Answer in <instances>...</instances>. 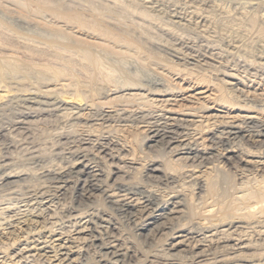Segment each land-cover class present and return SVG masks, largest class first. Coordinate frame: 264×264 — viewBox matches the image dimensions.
<instances>
[{
  "label": "bare ground",
  "instance_id": "6f19581e",
  "mask_svg": "<svg viewBox=\"0 0 264 264\" xmlns=\"http://www.w3.org/2000/svg\"><path fill=\"white\" fill-rule=\"evenodd\" d=\"M127 1L144 8L147 16L153 13L155 0ZM203 2L211 3V10L193 2L186 20L208 35L216 26L212 27L214 16L209 17L214 3H219L220 8L216 6L226 18L233 13L236 26L223 28L221 45L240 64L222 59L214 50L197 56L190 45L184 51L153 43L139 23L116 13L110 4L92 3L84 13L50 0L0 2V11L17 14L16 23L7 27L17 39L47 46L48 52L41 54L50 60L61 61L73 54L92 69L86 75L88 82L82 78L84 83L80 75H73L76 81L67 73L62 75L57 60L51 63L58 68L49 62L43 65L46 70L41 66L44 71L34 67L38 75L31 67L35 77L17 67L27 58L4 55L15 60L6 66L3 63L10 59L0 61L1 73L7 75V69L14 79L15 86L8 92H15L13 99L27 105L16 130H28L33 119L49 115L71 123L78 128L73 130L76 134L81 130L79 145L72 148L65 166L32 174L11 168L13 163L6 158L0 161V190L19 189L25 195L17 193L22 198L14 196L17 201L13 202L9 197L0 206V264H264V75L246 71L248 66L264 69V0ZM172 19L182 22L185 15L174 12ZM129 62L149 69L150 76L140 79L135 69L125 66ZM72 64L68 67L73 68ZM110 71L118 78L112 76V83L104 81L99 88L96 75ZM196 82L211 88H197ZM197 90L210 92L213 102L227 108L217 111L198 98ZM44 104L51 110L43 109ZM145 111L156 114L145 115ZM179 113L192 120L175 118ZM64 134L61 139L68 142L69 132ZM139 134L145 142L141 149L136 145ZM153 147L156 156H152ZM103 160L116 169L109 176L101 169ZM98 201L137 223L143 237L167 234L171 241L162 257L141 263L123 245L111 213L93 209Z\"/></svg>",
  "mask_w": 264,
  "mask_h": 264
},
{
  "label": "rangeland",
  "instance_id": "374dc122",
  "mask_svg": "<svg viewBox=\"0 0 264 264\" xmlns=\"http://www.w3.org/2000/svg\"><path fill=\"white\" fill-rule=\"evenodd\" d=\"M1 1H3V0H0V2ZM50 1H53V2H56V3H60L67 10H74V8H75V10H78V11H81V12H84V13H88L89 12L88 11L89 10V6L92 3H93L92 5H98L100 7H104V5H106L108 7L110 5H113L111 7L112 8L114 7L113 10H115L116 13L117 12H118V14L119 13H121V14L123 13L124 15L127 14V17L129 16L128 19L131 18V17L133 18V23H135L136 25L139 23L140 26H141V28H140V26H139V28L143 32H144V30H146L145 31V37H148L149 36L151 39H153L152 40V41H154L153 43H156L157 42V43L166 44L167 48H171V46H173V47L175 46V47L180 48V49L183 48L184 51H186L185 50L186 49L185 47L186 46L188 47L190 45L189 47H192V49L195 51V52L193 51L192 53L194 55H197V56L199 55L200 52L202 53L204 50H206V51H208V50H214L215 53H219V55H218L219 57L222 56L221 57L222 59H226V61H228L230 63L237 62V63L240 64V60L233 59L230 56H228V54L226 52H224V48L221 45V44H223L222 43V41H223L222 39H225V36H223L224 35L223 33H226L224 31V29L226 28L225 30H228L231 27L233 28L234 25L236 24V21L233 19L234 18L233 13H231V14L228 13L227 18L225 17L226 14L224 15V13L219 9L220 6H218L219 5L218 2H216L218 4L214 3V5H213L214 8H212V11H215L216 12V15H212V14L215 13V12L212 13V11H211L212 14L211 13L209 14V17L211 16V19H213L212 16H214L213 21H214V23H216V24L212 23V27L215 26V25L216 26L212 29V33L206 35V34H204L205 32H200V30H198L197 28L195 30V26H194V23H192V21H190V23H189L186 20L188 18L187 16L193 12V9L190 6V5H192L193 2L194 3L196 2L195 3L196 5L193 3L196 7L198 6L201 9H204L205 8L208 11L211 10L210 9V6H212V4L211 3H208V2L205 3V2H203L204 0L203 1L202 0H200V1L199 0H155V2H154V5L155 6L151 9V12H153V13H151L149 15L150 17L147 16L146 13H144V8H142L141 6L135 5L136 3H131L129 1H127V0H116L118 2H116L115 0H99V1L98 0H90V1L89 0H84V2H82L83 0H50ZM142 1L145 2V0H142ZM146 1H150V0H146ZM190 1H192V2H190ZM104 2H106V3H104ZM130 3L132 5H130ZM108 4H110V5H108ZM119 6H121V7H119ZM134 7H137V8H134ZM148 7H149V4H148ZM217 9H219L220 11H218ZM141 11H143V12H141ZM0 12H2V15L0 14V17L2 16L1 19H0L1 20L0 21V61L3 60L4 55L5 56L7 55L8 57L9 56L10 57H14L15 56L17 59L20 56V59L19 60H22V61L27 58V62H28V57H29V61L31 62V64H29V65L27 64V62H25L26 60L24 61V63L21 62V61L19 63H17L18 62L17 60L15 62V65H16V63H17V65L19 64L17 67H19V68L21 67L22 72L25 73L28 76H30V73L29 72H32L33 69H34V67H35L36 70L39 71V69L41 68V66H43V65L46 64L45 62H47V63L49 62L47 65H49V64L50 65L51 64L53 65L54 64V63H51V61L52 62H55L57 59H55L53 61V59L50 60V58H48V57L46 58L45 55H42L41 54L43 51L44 52H48V49L49 48L47 46L43 45V46H45V49H44V47L41 44H35V43H32V42H31L32 43L31 44L30 42L28 43L27 41H26V43L25 42H22L21 39H20L21 41L19 39H17V37L15 35H12L11 34L12 32H10L7 29L8 24L9 25H11V24L14 25L16 23L15 22L16 20H14V19L17 18L16 17L17 14L15 12H12L13 15H10V14H12L10 11L1 10ZM174 12L180 13L181 16H184L185 15V21L179 22V21H175L174 19H172V16H173ZM141 13L145 17L142 16ZM152 14H153L154 17L152 16ZM11 16L12 17L15 16V17L12 18ZM151 16H152V18H151ZM228 16H229V18H228ZM216 17H218V18L216 19ZM3 18L5 19V22L6 23H7V20H8V23L7 24L4 23V22L1 23L2 21H4V20H2ZM132 18L129 19V20L131 21ZM188 20H189V18H188ZM219 20H220V22H219ZM232 21H233L234 24L232 23ZM221 23H223V24H221ZM5 24H6V26H5ZM142 25H144V26H142ZM174 27H176V28H174ZM215 28H216V32L217 33H214L213 34V31L215 30ZM4 29H6V31ZM178 29H179V31H178ZM211 34H213V35H211ZM216 34H217V36H216ZM135 37H137V36L135 35ZM149 37H148V39H150ZM144 40H146V38H144ZM191 41H192V44H191ZM27 44L30 46L31 49H29V46ZM33 44H34V46L32 47L31 45H33ZM186 44H188V45H186ZM193 44L195 46H193ZM18 45H20V47ZM21 45H24V46H21ZM35 45H36V47H35ZM38 46H40V47L42 46V47L41 48H38ZM46 47H47V49H46ZM26 48H28L29 50L28 49L26 50ZM33 50H35V52H31ZM38 51H39V53H37ZM196 51H198V52H196ZM22 52H24L25 54L21 55ZM52 52L54 53V51H51L49 53H52ZM62 53H64V52H62ZM62 53H60V54H62ZM189 53H191V52L189 51ZM40 54L42 55V57H41ZM161 54H163V53H161ZM66 55H67V53H66ZM67 56H69V55H67ZM67 56L65 57V59H68L66 61L69 62L70 64H68L67 62H64L65 59L64 60L63 59L61 60L63 63H65V66L67 67V70H66V67L64 66V64H62V62L60 61V59L57 60L58 66L61 67V69H63V72H61L62 75L63 74L66 75V73H67L68 78L71 79V81H74L73 79H75L73 75H75L76 77H77V75H80L82 77L79 76L80 78L78 77V79H82V78L85 79L86 78L85 80H87L88 77H89V75L92 73L91 72L92 69L90 67H87V65L85 64V62H83L82 60L81 61H78V60H80L78 58V56L75 57L78 60L75 59L74 57H72L73 54L72 55L70 54V56H71L72 59L70 57H67ZM8 57H6V58L4 57V60L2 61V62H4L6 59H8V60L10 59L9 61H5L6 64L3 63V65H5V66L6 65H9L11 63H14V61H15V60L12 61L11 58H8ZM14 58H12V59H14ZM23 58H25V59H23ZM45 58H46V61H44ZM47 60H49V61H47ZM10 61H12V62L9 63ZM127 61H130V59H128ZM2 62H0V65H2ZM25 63H26V65H25ZM42 63H44V64H42ZM134 63H132V62L130 63L129 62V64L126 63L125 66L126 67H131V68L135 69V71L139 75V78L140 79L143 78V77H141L143 75L144 76H147V77H148V75L150 76L151 72H150L149 69H147V68H145L144 66H141V65L138 66L136 64V62H134ZM57 64L55 63L56 66H57ZM67 64H68L69 67L72 64L71 67H73L74 69L73 68H69L67 66ZM20 65H22V66H20ZM36 65L37 66H40V67L37 68ZM55 65H53V66H55ZM241 65L244 66V64H241ZM58 66H57V68H58ZM27 67H29L30 70L27 69ZM31 67L33 68L32 70H31ZM44 67L45 66H43V69H44ZM83 67L85 68V70H82ZM247 68L248 69H246V71H248L249 74H251V75L254 74L255 72H256L255 74H257L258 76H263L264 75V69L263 68L262 69L261 68H252L251 66H248ZM35 69H34V73L36 71ZM41 69H40L39 72L46 70V69H44V70H41ZM69 69H70V71H69ZM71 69H73L74 71L71 70ZM90 69H91V71H90ZM6 70H5V72L7 73V75H4V73H1V71H0V73H1L0 74V80H1L0 81V96L3 97L2 99L0 97V99L2 101V102L0 101V104L2 103L4 105V106L2 105L3 109L0 108V143H1L0 144V161H3L6 158V159H8L6 162H9L10 164L13 163L12 166H11V168H13V169H15V168L17 169L18 168L17 171L27 170L26 172H30V173L32 172V174H34L36 171L39 172L41 170H44V168H46V169L47 168L48 169H52V168L55 169V167L58 168L60 165L61 166H65V164L68 163L69 159H71V152H73L72 150L76 147L77 144L79 145V143H78L79 139L78 138L80 137V134H81L80 131L81 130L80 129L77 130L80 133L78 132L79 134L78 133L76 134V130L75 131H73V130L74 129H78V128H76L75 126H72V124L69 123V122H67L65 124V122H63L62 120H60L59 117L54 116V115H52V116L49 115L50 117L49 116H46L44 119L43 118L42 119H39V120L37 119L38 121L37 120L35 121V119H33L31 121V123H30V127H29L28 130H24V131H22V130L21 131L20 130H16L17 123H19L18 121H21L22 120V116L25 115V112H26L25 111V109H26L25 107L27 105H26V103L24 104V102H22L21 100H17V99L15 100V99H13V98L17 97L15 95L16 94L15 92H10V93L8 92L9 91V88L10 87H13L15 85L13 84L14 79L12 80V78L8 74V70L7 71ZM86 70L88 71V73H86ZM38 71H36V75H38V73H39ZM71 71H73L75 74H73V72H71ZM107 71H109V70H107ZM68 72H69V74L72 73V76H71V74L69 75ZM104 72H105V70H104ZM84 73H86V74H84ZM115 73L114 72L113 73L111 72L110 74H106V73L104 74L103 73L106 76L107 75L108 76L110 75L109 78H107V77L104 78V75L102 73H98V74H101L100 77L98 76V74L96 75V81H97V79H99L98 81L101 82V83L98 82V83H100L99 85H101V86H99V88H101L102 85L106 84L105 82H107V84H110L111 81H109V79H112L114 76H115L114 78H118V74L117 73L115 74ZM2 74H3L4 77L2 76ZM31 74H32L31 77H35V75H33V72ZM87 74H88V77L86 76ZM1 76L3 77V79H2ZM70 77H72L73 79L70 78ZM103 78H104V80H103ZM106 78H107L108 81L105 80ZM144 78H146V77H144ZM263 78H264V76H263ZM100 79H102L103 82ZM85 80H83L82 82L87 83L88 80H87V82ZM75 81H76V79H75ZM79 81L81 82V80H79ZM214 84H217V82H214ZM4 85L7 86V88H5ZM196 85H197V88H200V89L201 88H205V87L211 88L210 85L206 86V84H204V85L201 84V83L198 84V82H196ZM99 88L97 90H99ZM195 93H198V96H199L198 98H201L202 100L206 99V102H208V104H210V106L213 105L216 108L217 111H223L224 109L227 108V107H224L221 104L217 103L218 101H216V102L214 101L213 102V100H215V99L213 98L214 96L213 97H210L209 96L210 95V92H207L208 94L206 95V94H202L200 91L197 90ZM23 96L25 97V96H28V95L27 94L26 95L23 94ZM208 96L210 97V99H209ZM212 98H213V100H212ZM68 102H69V104H75V102H73V101H68ZM193 103H195V102H193ZM34 106H36V105H34ZM44 107L46 108L45 110H49V109L51 110V107H48V105H45V106L42 105V108L43 109H44ZM120 109L121 108L118 109L119 112H120V113L119 112L118 113L119 114H123L124 113L123 110H120ZM106 111H109V110H106ZM22 112H24V113H22ZM150 113L152 115L153 114L154 115L156 114L154 112L145 111V115H151ZM183 115L184 114L179 113V114L174 115V117L175 118H179L180 120H189V121L192 120L191 118L190 119L189 118H185ZM4 132H6V133H4ZM7 132H8V135L5 136L4 138H1V135L2 134H7ZM68 132H69V134H68ZM64 133L65 134H68V137L70 139V140H68V142L67 141H62V139H61V136H62L61 134H64ZM2 139H4V140H2ZM18 139H20V140H18ZM64 142H66V144H64ZM144 143H145L144 142V135L143 134L142 135L139 134L138 141L136 142L137 147H139V149H141L143 147ZM89 147L93 149L92 146H89ZM89 147H87V149H88L87 152H91L90 151L91 149ZM152 150L154 151V152H152V156H154V155L156 156L157 154L155 153V150H157V148L156 147H153ZM102 162L104 164H102ZM105 162H108V161H106V160L101 161V167H102L101 169H103L104 173L109 176V175H111L112 171H116V169L115 168H112L111 166L110 167H107V166H109L111 164V162H108V163H105ZM116 163L117 162H115V164ZM118 164H120V163H118ZM104 167H106V168H104ZM0 175H1V173H0ZM22 185H23V182H22ZM3 189H5V188H3ZM3 189L0 190V195H1L0 196V206L2 204H4L3 202L7 203V201H9V199H8L9 197H10V201H13V200L17 201L16 199H20V197L22 198V196L23 197L25 196V195H23L24 193L22 194V192L19 189L18 190L13 189L14 193L12 192V190H9L8 189L9 190L8 191L6 189L5 190H3ZM6 191H7L8 194H11V192H12L13 195L12 194L11 195H8L6 193ZM18 191H20V192H18ZM17 193L21 194L22 196L19 195V194L16 196ZM14 196H16V199L15 198L13 199ZM3 199H5V200H3ZM96 204L97 205L94 206L95 208H93V209L106 210L109 214L111 213L110 216L116 222V224H118L117 225L118 226V229H119L118 232H120L121 233V236H123L122 237L124 239V240L122 239L123 245H125L126 247H129L130 249H132V251H134V253H135L136 258L138 260H140L141 263H144L146 261L152 260L153 258H158L159 259V258L162 257V254L164 253V250L167 248V244H169V242L171 241L170 238H169V236H167V234L166 235H161L162 233H160V234H157L156 233L155 236L143 237V234L141 233V231L136 226L137 223L135 224L134 221H132L128 217H125L126 216L125 214H123L122 212H120L119 210H117L115 208H112L110 206H107L106 204H105L106 205L105 206L102 201H98ZM176 222H178V221H175L174 223L175 224H178ZM166 233H169V231L166 232Z\"/></svg>",
  "mask_w": 264,
  "mask_h": 264
}]
</instances>
